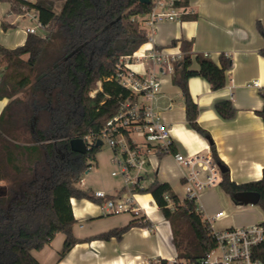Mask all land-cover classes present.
<instances>
[{
  "label": "trees",
  "instance_id": "1",
  "mask_svg": "<svg viewBox=\"0 0 264 264\" xmlns=\"http://www.w3.org/2000/svg\"><path fill=\"white\" fill-rule=\"evenodd\" d=\"M55 2L60 3L58 10ZM0 3H8L15 14L34 11L46 31L45 35L27 34L24 43L13 49L0 45V100H8L0 113V264H39L31 252L49 246L57 234L64 235L58 253V260H62L80 242L72 232L76 220L71 199L103 202L91 190L78 187L83 172L91 167L87 161L94 159L100 146L82 155L71 151L69 141L99 134L121 106L137 101L138 95L116 80L117 69L147 42L139 18L154 4L151 0L149 4L138 0ZM186 5L187 0L176 3ZM1 26L5 29L3 23ZM256 27L264 37V28L259 23ZM177 44L181 58L174 64L171 82L184 98L188 127L209 140L197 123L198 107L190 97L187 82L200 77L212 91L220 90L231 60L221 54L215 63L207 55L194 53L191 41L173 40L170 45ZM259 54L264 57V48ZM193 63L197 69L192 68ZM260 96L264 101V92ZM22 104L28 116L19 125L13 115L15 107ZM214 110L224 120L235 115L229 100L216 102ZM256 115L264 123V105ZM210 150L213 159L221 163L213 143ZM218 186L231 200L237 192H257L258 205L264 211V171L258 181L240 185L230 181L226 171ZM137 191L149 194L169 223L179 258L195 261L215 247L194 199L180 202L168 183L156 179ZM259 225L264 227V220ZM132 228L150 229L152 224L133 219L95 238L120 240ZM252 255L264 263V240L253 248Z\"/></svg>",
  "mask_w": 264,
  "mask_h": 264
},
{
  "label": "crops",
  "instance_id": "2",
  "mask_svg": "<svg viewBox=\"0 0 264 264\" xmlns=\"http://www.w3.org/2000/svg\"><path fill=\"white\" fill-rule=\"evenodd\" d=\"M153 4V9L157 11L167 9L165 3L159 0ZM181 7L177 20L159 23L153 31L144 23L143 17L139 18L141 28L146 32L147 42L137 53L153 49L165 55H176L180 53L178 44L174 47L170 44L173 40L184 39L192 42L194 53L207 55L215 63H218L221 54L230 58L231 67L226 71V83L220 90L212 91L209 84L200 77L189 78L187 82L190 97L198 107L197 123L208 133L209 140L188 127L184 98L180 89L171 82L172 73H161L160 67L151 62L144 63V67L138 68L140 72L149 69L160 80L159 93L153 106L161 121L170 129L174 144L173 153L185 156L198 152L211 153L209 145L211 142L214 144L217 157L228 171L230 181L238 185L258 181L264 171V123L256 115V111L264 105L260 96L264 88L258 90L250 85L253 81H259L264 86V57L259 54L264 48V37L256 27L259 23L264 28V0H187V5ZM35 15L34 11L15 14L10 11L8 3H0V45L8 49L21 46L27 36L24 29L31 27L25 19L31 20ZM1 23L5 25V29ZM192 68L197 69V65L193 63ZM224 100H229L235 108V115L230 120L222 119L214 110V104ZM7 103V99L0 100V113ZM173 153L153 158L152 172L154 179L168 183L179 198L176 188L182 189L181 178L185 170L176 163ZM149 183L144 182V185L147 186ZM83 184L84 179L82 185L78 187L81 188ZM120 189L122 187L89 186L85 190L92 192L101 190L114 195ZM137 198L141 204L143 201L147 202L143 205L153 204L154 207L152 206L148 213L150 222V217L155 213L161 215L149 194H141ZM71 205L79 229H83L81 225L83 220L105 216L96 204L84 199H72ZM159 220L161 222L156 227L152 224L150 229L132 228L120 240L111 238L107 241L95 237L113 228L125 226L131 220L117 224L104 232L92 233L89 228L82 236L77 234L75 223L72 232L80 242L75 244L62 260H58L61 249L51 247L54 239L49 246L36 252L48 249L47 258L50 264L153 262L155 258L164 259L172 256L164 255L159 242V245L151 243L155 233L163 240L172 242L169 223L162 215L159 216Z\"/></svg>",
  "mask_w": 264,
  "mask_h": 264
},
{
  "label": "built area",
  "instance_id": "3",
  "mask_svg": "<svg viewBox=\"0 0 264 264\" xmlns=\"http://www.w3.org/2000/svg\"><path fill=\"white\" fill-rule=\"evenodd\" d=\"M159 1L165 3L166 10L157 11L152 8L147 15L143 16L144 23L151 31L159 23L177 20L178 10L182 8L176 6L180 0ZM32 20L36 25L26 27L24 29L26 34H35L37 29H44V26L37 20V14L31 17ZM137 51L125 58L123 65L118 66L116 75V80L121 86L138 95L137 101L125 103L117 114L106 122L99 134L86 136L82 140L86 145L87 153L93 146H96L98 141L101 143L100 146L106 144L110 148L112 152L110 162L115 166V171L111 172V176H119L123 182L122 189L114 195L101 190L93 191L95 198L103 200L101 204H96L102 214L129 213L135 218L141 217L140 219L144 222L150 219L146 209L138 201L137 197L141 194L137 190L146 187L144 178L147 170L154 171L152 159L159 155L172 154L174 144L170 129L161 121L153 106L156 95L159 93L160 80L149 69L140 72L139 69H133V67L142 68L144 63L151 62L160 67L161 73L171 74L181 54L165 55L153 49L140 53ZM250 86L258 90L264 88L259 81H253ZM173 157L176 163L185 170L181 178L183 200L194 199L196 203L201 191L219 184L221 173L211 153L198 152L189 156L173 153ZM82 183L83 179L78 185ZM165 199L170 202L168 197ZM198 210L201 212L199 207ZM223 216L222 211L206 219L202 215L215 240V247L202 258L181 262V258L174 254L164 259L159 257L157 261L160 260L162 264H264L252 255L253 248L264 240V227L254 224L214 231L211 222ZM154 263L156 260L138 262V264Z\"/></svg>",
  "mask_w": 264,
  "mask_h": 264
},
{
  "label": "rangeland",
  "instance_id": "4",
  "mask_svg": "<svg viewBox=\"0 0 264 264\" xmlns=\"http://www.w3.org/2000/svg\"><path fill=\"white\" fill-rule=\"evenodd\" d=\"M35 1V0H32ZM152 2H157V0H151ZM55 9L58 10L60 7L59 2H55ZM26 23H29L31 26H35V21L29 20V18L25 19ZM37 33L41 35H45L46 31L37 29ZM133 69H138L137 67H133ZM93 95V93H91ZM18 97H23V94H19ZM28 113L26 112L25 105L16 106L14 109V119L18 122L19 125H23L25 122ZM99 152L95 155L93 160H88L87 163L91 165L88 172H83L82 179H84V184L81 189H88L89 186L99 187H113L118 188L123 186L122 179L119 176L112 177L111 172L115 171V166L110 162L112 157V152L110 148L106 144H103L99 147ZM154 179V173L150 170H147V174L145 175L144 182L149 183ZM176 192L179 196V201H183V191L179 187L176 188ZM143 195V194H142ZM147 203L146 201L142 202V205ZM153 206V204H151ZM196 205L200 207L203 217L206 219L214 215L218 211H222L224 216L219 219H215L211 222V227L214 231H221L224 229L232 228V227H243L250 226L254 224H259L262 220H264V211H262L261 207L257 205H236L231 200L230 196L226 194L217 184L204 189L200 192L196 199ZM159 211V210H158ZM157 212V211H156ZM144 215V214H142ZM145 216V215H144ZM160 214H154L151 218V224L158 226L161 222L159 220ZM141 218V217H140ZM140 218H135L129 213H121L115 215H105L99 219H87L83 220L81 225L83 229L78 228V223L75 225V230L79 236L84 235L90 228L89 231L92 233L104 232L110 228H113L117 224L129 221V220H141ZM150 221V220H148ZM185 227V226H184ZM183 227V230L185 231ZM156 229V228H155ZM157 231V230H156ZM64 241L63 234H57L54 237L52 242V248H57V250L61 249L62 242ZM161 244L164 255H173L176 250L173 246L172 242L167 240H163L160 236H153L151 243L152 245ZM174 249V250H173ZM48 249L43 250L41 252L32 251L31 254L33 257L40 262V264H50L48 256ZM145 256V255H144ZM145 258V257H144ZM146 259V258H145ZM154 264H161L160 260ZM181 262H186V259L181 258ZM151 262V261H150Z\"/></svg>",
  "mask_w": 264,
  "mask_h": 264
},
{
  "label": "water",
  "instance_id": "5",
  "mask_svg": "<svg viewBox=\"0 0 264 264\" xmlns=\"http://www.w3.org/2000/svg\"><path fill=\"white\" fill-rule=\"evenodd\" d=\"M143 4H149V0H138ZM100 142L96 143V147L100 146ZM211 142H209V145ZM69 147L72 152L78 154H86L87 149L84 141L81 138H74L69 141ZM220 173L223 174L227 171L226 167L222 163H217ZM260 200V195L254 191H241L232 195V201L236 205H257Z\"/></svg>",
  "mask_w": 264,
  "mask_h": 264
},
{
  "label": "bare ground",
  "instance_id": "6",
  "mask_svg": "<svg viewBox=\"0 0 264 264\" xmlns=\"http://www.w3.org/2000/svg\"><path fill=\"white\" fill-rule=\"evenodd\" d=\"M143 207H144V209H146L147 214H148V213L150 212L152 206H150L149 204H145V205H143ZM138 262H139V261H138ZM138 262L136 261L135 264H138Z\"/></svg>",
  "mask_w": 264,
  "mask_h": 264
}]
</instances>
